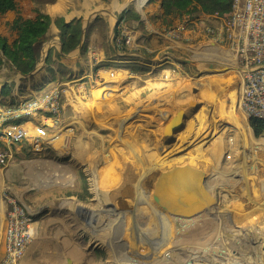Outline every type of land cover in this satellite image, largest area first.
<instances>
[{"label": "rangeland", "instance_id": "374dc122", "mask_svg": "<svg viewBox=\"0 0 264 264\" xmlns=\"http://www.w3.org/2000/svg\"><path fill=\"white\" fill-rule=\"evenodd\" d=\"M30 1L38 5V0ZM197 14L205 15L199 10ZM219 45L192 41L185 49H174L175 57L160 56L153 64L142 60L148 73L120 72L109 85L123 86L95 92V102L90 94L84 103L79 100L63 108V97L58 117L65 120L57 136L64 132L82 139L88 134L93 152H82L80 165L109 166L105 172L95 170L94 177L89 173L95 210H104L110 224L95 233L83 231L77 241L34 235L41 252L33 253L32 259L40 261L38 256L49 249V261L68 264L73 241L78 242L79 264L94 258L102 264H264V197L249 160L255 138L241 126V73ZM35 50L38 60L43 55L41 42ZM129 58L124 59L133 62ZM7 66L0 72V85L15 83L16 72ZM163 69L176 72V92L172 102L158 109L151 91L137 93L134 85L139 87L140 79L155 78ZM23 96L17 105L3 107L17 108L32 100L27 93ZM196 110L185 122L180 120L184 112ZM163 111L174 115L172 122H166ZM200 119L205 125H198ZM172 137L176 140L166 143Z\"/></svg>", "mask_w": 264, "mask_h": 264}, {"label": "crops", "instance_id": "0c3cea01", "mask_svg": "<svg viewBox=\"0 0 264 264\" xmlns=\"http://www.w3.org/2000/svg\"><path fill=\"white\" fill-rule=\"evenodd\" d=\"M15 2L14 9L0 15V35L6 37L9 43L17 37L16 31L11 30V24L18 15L23 19H35L37 8L39 12L48 14L51 21L46 32L34 43V49L38 42L42 43L43 55L36 60V70L32 75L22 76L7 57L0 65V72L10 65L17 75L16 80L12 79L14 84L9 81L0 85V107L6 103L17 105V101L24 97V93L28 94L27 98H38L48 87L57 84L67 87L60 99L66 100L63 108L79 100L84 103L90 94L94 95L95 102V92L99 90L105 92V88L109 86L114 88L123 86L121 85L123 82L109 85L116 80L117 74L123 72L124 75L130 76L132 72H136L128 68L130 61L124 59L125 56L135 58V61L141 64L142 60L152 64L158 63L160 56L175 57L174 49H185V44L192 41H207L218 45L222 43L228 56L230 55L225 43L215 38V33L220 31L222 20L213 15H200L187 26L182 40L166 36V29L176 26L184 18L174 19L172 25L168 27L162 18L161 0H38V5L30 0ZM56 18H62L65 22L80 20L81 32L86 22L81 48H77V45L68 53L62 51ZM116 26L120 28L122 35L129 39L125 45L127 49L125 52L116 48L114 41ZM207 27H211L215 32H207ZM50 50L52 55L49 66L52 72L46 70V57ZM154 54L156 57L152 56ZM57 55H61L63 59L59 60ZM99 63L107 65L106 68L94 71V66ZM173 71L174 69H163L155 78L140 79L142 84L139 87L134 85L135 91L140 94L144 90L151 91L159 109L162 103L172 102L174 99L177 75ZM237 72L241 73L240 70ZM107 78L110 81L105 85ZM79 85L80 88H77ZM26 86L28 87L25 88ZM71 110L72 107L66 112ZM44 112L46 111L38 110L30 116H22L25 121L20 126L24 127L28 135L23 141L9 140L4 135L3 123H0V145L10 156L6 165H0V261L6 251L5 214L10 207L7 197H15L31 216L36 231L35 237L47 234L63 235L72 239L77 237V241L83 231L95 233L96 229L100 231L110 224L109 217L105 218L108 214L104 210L100 213L95 210L89 173L91 172L94 177L95 170L105 172L109 166L88 163L82 164L81 168L80 155L85 151L90 156L94 143L89 140L88 134H82V139L64 132L57 136L58 130L64 126L65 119L59 118L56 121L46 116ZM162 113L167 123L172 122L174 110L172 114L164 111ZM185 119L184 112L180 120L185 122ZM35 140L38 141L37 147L34 146ZM78 140L81 142H77ZM255 144L256 142L253 145ZM43 213L44 216H39ZM33 240L27 246L20 264H56L54 258L51 261L48 259L49 252L46 250L49 249H45L44 256H38L40 261L37 262L36 257L35 260L31 258L36 251L41 252L38 249L40 243ZM77 244L71 242L68 249L71 252V260L68 264H79ZM55 251L58 253L56 247ZM89 264L102 263L94 258Z\"/></svg>", "mask_w": 264, "mask_h": 264}, {"label": "built area", "instance_id": "2783aa9c", "mask_svg": "<svg viewBox=\"0 0 264 264\" xmlns=\"http://www.w3.org/2000/svg\"><path fill=\"white\" fill-rule=\"evenodd\" d=\"M221 18L220 31L215 38L225 43L230 55L228 59L234 61L236 69L241 70V97L238 105L244 114L245 131L253 135L249 125V118L255 117L264 122V0H231L230 8L225 15L209 14ZM187 29L186 20L176 26L166 29V36L182 40ZM207 32L214 33L211 27ZM124 44L129 42L125 36ZM113 72H110V76ZM80 88V85L77 87ZM67 87L62 84L52 85L35 99L22 102L17 108H0V123L22 118L23 114L35 111H46L58 121L59 102ZM8 124L3 127L4 135L11 141H23L27 132L22 125ZM255 138V147L249 154L258 191L264 197V130ZM229 144L234 141L233 135L228 137ZM38 141H34L37 147ZM230 149V148H229ZM228 149V150H229ZM9 154L0 151V165H6ZM9 210L5 214V242L6 251L0 264H20L27 246L35 235V227L31 216L15 198L7 197Z\"/></svg>", "mask_w": 264, "mask_h": 264}, {"label": "trees", "instance_id": "16d2710c", "mask_svg": "<svg viewBox=\"0 0 264 264\" xmlns=\"http://www.w3.org/2000/svg\"><path fill=\"white\" fill-rule=\"evenodd\" d=\"M161 4L163 9L162 18L168 27L172 25L174 19L183 18L186 20V26H190L193 21L199 18L197 8L204 14L218 13L219 15H225L230 8L231 0H161ZM15 5V0H0V15L14 9ZM50 21L51 17L41 12L37 13L35 19H22L18 17L11 24V28L17 33L16 39L9 43L6 37L0 35V50L22 74H27L34 69L37 58L34 43L46 32ZM55 23L60 29L62 51L68 53L79 44L81 22L80 20L65 22L62 18H56ZM114 41L118 50L121 52L127 50L124 44V37L118 26L114 30ZM51 55L52 50L48 52L46 57V70L48 72H52V68L49 66ZM57 57L59 60L63 59L61 55H57ZM129 59L133 61L128 65L131 71H146V68L141 63L135 61V58ZM2 63L3 59L0 55V65ZM106 66L99 63L94 66V71L106 68ZM7 86L6 84L5 87ZM44 114L51 117V114L48 112H44ZM24 121L23 117H20L2 122V125L4 127L8 124L19 125ZM248 122L254 137L258 138L264 130V122L255 117H250Z\"/></svg>", "mask_w": 264, "mask_h": 264}, {"label": "water", "instance_id": "95a60500", "mask_svg": "<svg viewBox=\"0 0 264 264\" xmlns=\"http://www.w3.org/2000/svg\"><path fill=\"white\" fill-rule=\"evenodd\" d=\"M85 27H86V22H85V24H84V27L82 28V32H81V35H80V41H79V44H78L77 48H81V40H82V36H83L84 30H85ZM0 55H1V57L3 58V60H6V58H5V56L3 55V52H2L1 50H0ZM163 58H165V57L163 56ZM159 60H160V59H159ZM35 70H36V67H34V69H33L29 74H27V75H25V74H21V73H20V74H21L22 76H30V75H32V74L34 73ZM185 113H186V112H185ZM190 114H191V113L189 112V114L186 115V120L190 117ZM186 120H185V121H186ZM201 123H202V124H201ZM204 123H205V121H202V119H200L198 125H199V126H200V125L203 126V125H205ZM199 126H197V127H199ZM175 140H176V139L172 137V138H168V139L166 140L167 142H166V141H165V142H166V143H168V142H169V143H173V141H175ZM165 142H164V143H165ZM171 145H172V144H171ZM261 249H262V252H263V263H264V240L261 241Z\"/></svg>", "mask_w": 264, "mask_h": 264}, {"label": "bare ground", "instance_id": "6f19581e", "mask_svg": "<svg viewBox=\"0 0 264 264\" xmlns=\"http://www.w3.org/2000/svg\"><path fill=\"white\" fill-rule=\"evenodd\" d=\"M241 71V70H240ZM220 75V74H219ZM196 112H197V110L196 111H193V113L191 112V116H194L195 114H196ZM240 122V121H239ZM241 123V122H240ZM242 126V128H243V130H245V127H244V125L242 124L241 125ZM245 133V132H244ZM250 133V132H249ZM252 139V138H251ZM143 152H144V150H143ZM188 186V185H187ZM188 189H190V187H187ZM190 193H192V194H194L195 192H194V189L192 190V189H190ZM194 225V224H193ZM144 226V225H143ZM194 228V227H193ZM141 229V228H140ZM191 230V229H190ZM147 231V230H146ZM145 232V231H144ZM149 233H151V232H149ZM178 235V234H177ZM139 237V236H138ZM148 237V236H147ZM146 239V238H145ZM152 241V240H151ZM149 243V242H148ZM156 244V243H155ZM176 245V244H175ZM176 247H177V245H176ZM172 248V247H171ZM183 253V252H182ZM191 253V252H190ZM223 253V252H222ZM149 254V253H148ZM180 257V256H179ZM186 257V255H184V258ZM204 257V256H203ZM181 258H183V257H181ZM172 259V258H171ZM133 261V260H132ZM171 261V260H170ZM174 261V260H173ZM125 263V262H124ZM174 263V262H173ZM180 263V262H179ZM126 264V263H125ZM137 264V263H136Z\"/></svg>", "mask_w": 264, "mask_h": 264}]
</instances>
